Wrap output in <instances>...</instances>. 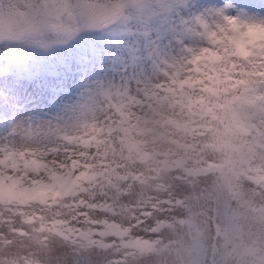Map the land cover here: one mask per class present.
<instances>
[{
  "label": "snow or ice",
  "instance_id": "6c2138e0",
  "mask_svg": "<svg viewBox=\"0 0 264 264\" xmlns=\"http://www.w3.org/2000/svg\"><path fill=\"white\" fill-rule=\"evenodd\" d=\"M188 5L0 0V181L7 189L31 180L34 169L73 166L81 177L70 198L74 218L39 227L63 241L72 264H264V76L252 74L240 97L252 104L247 135L195 173L210 178L202 189L164 202L170 220H153L145 207L133 236L96 215L117 214L106 189L118 196L119 188L115 172H98L106 165L95 161L108 158L132 110L152 102L191 56V49L161 50L151 38L153 17L166 12L187 24ZM5 211L0 202V246L22 234Z\"/></svg>",
  "mask_w": 264,
  "mask_h": 264
},
{
  "label": "clouds",
  "instance_id": "9594fccd",
  "mask_svg": "<svg viewBox=\"0 0 264 264\" xmlns=\"http://www.w3.org/2000/svg\"><path fill=\"white\" fill-rule=\"evenodd\" d=\"M181 13L189 23L162 13L167 35L159 44L169 53L191 49V56L152 102L132 110L125 132L109 145L108 158L95 161L106 165L98 172H115L111 183L119 188L118 196L106 189L117 214L97 217L133 236L145 207L153 220H170L174 213L161 211L164 202L187 201L194 189H202L210 178L195 173L221 160L247 135L252 104L240 103V97L251 86L252 74L264 76V3L249 7L238 0H189ZM49 167L47 172L34 169L31 180L7 189L0 181L3 218L22 233L0 246V264H72L63 241L51 232L39 234V227L74 218L70 198L80 189L81 177L67 163Z\"/></svg>",
  "mask_w": 264,
  "mask_h": 264
},
{
  "label": "rangeland",
  "instance_id": "374dc122",
  "mask_svg": "<svg viewBox=\"0 0 264 264\" xmlns=\"http://www.w3.org/2000/svg\"><path fill=\"white\" fill-rule=\"evenodd\" d=\"M145 2L149 3V4H152L153 0H145ZM200 2L202 3L201 0H200ZM238 2H240L242 4H245V5L249 6V7H252L251 3L247 2V0H238ZM146 11L151 13V9H148ZM151 31H152L151 38L153 40H158V43H159V41L165 39V37L167 35V24L165 23V18L163 17L162 14L156 15V16L153 17V24H152V30ZM149 67H150V65H149Z\"/></svg>",
  "mask_w": 264,
  "mask_h": 264
},
{
  "label": "bare ground",
  "instance_id": "6f19581e",
  "mask_svg": "<svg viewBox=\"0 0 264 264\" xmlns=\"http://www.w3.org/2000/svg\"><path fill=\"white\" fill-rule=\"evenodd\" d=\"M202 3H211L216 2V0H201ZM247 2L251 3L252 7H258L261 3H264L263 0H247Z\"/></svg>",
  "mask_w": 264,
  "mask_h": 264
}]
</instances>
